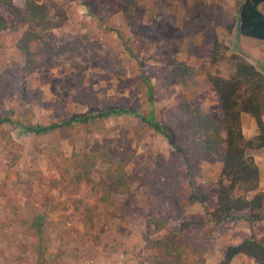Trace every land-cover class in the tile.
<instances>
[{
    "label": "rangeland",
    "instance_id": "rangeland-1",
    "mask_svg": "<svg viewBox=\"0 0 264 264\" xmlns=\"http://www.w3.org/2000/svg\"><path fill=\"white\" fill-rule=\"evenodd\" d=\"M35 1L47 5L54 23L65 19L51 34L55 44L70 42L75 51L48 55L44 66L26 74L14 40L7 33L0 34L2 70L14 72L6 88L0 87L6 93L0 95V118L8 116L24 123L23 114L30 111L33 124L49 125L112 108L134 110L165 125L174 119L177 105L186 100L203 106L218 121L219 99L207 81V75L214 73L210 65L216 38L229 53L241 54L264 76V42L237 33L238 11L244 0H133L126 5L121 0ZM231 25L234 28L229 33ZM173 61L200 71L196 97L187 98L175 84ZM218 70L224 78L233 72L226 63ZM242 123L246 138L257 135L252 118L243 116ZM0 131L21 147L19 159L9 168L12 153L0 136V264L167 263L163 250L153 243L176 233L185 222L205 218L215 207L223 152L213 165H196L194 177L184 186L189 191L186 199L172 200L166 195L158 205L148 202L146 183L153 181L151 172L178 158L171 157L173 150L161 135L135 116L92 120L46 135H32L7 124ZM104 144L117 154L129 151L135 156L126 166L129 191L125 202L116 206L99 203L92 183L75 190L70 177L69 160L74 153L90 152ZM185 152L195 155L188 147ZM252 154L263 178L262 191L264 150ZM102 167L99 163L98 168ZM92 179L96 182L95 175ZM197 194L203 196V202L195 200ZM86 207L94 211L93 230L83 224ZM40 216L42 238L39 252H34L26 227ZM153 216L172 221L162 231L151 233L146 220ZM92 233L99 238L97 244ZM200 235L205 264H219L229 246L264 237V221L208 222ZM232 264L256 262L238 256Z\"/></svg>",
    "mask_w": 264,
    "mask_h": 264
},
{
    "label": "trees",
    "instance_id": "trees-1",
    "mask_svg": "<svg viewBox=\"0 0 264 264\" xmlns=\"http://www.w3.org/2000/svg\"><path fill=\"white\" fill-rule=\"evenodd\" d=\"M131 1L133 0H121L124 5ZM262 4L264 0L243 1L237 17V33L240 36L264 42V14L260 9ZM64 23L65 19L62 18L60 24ZM60 24L49 18L47 5L44 3L38 4L35 0H22L21 3L17 0H0V34L7 33L14 40L16 49L24 58L22 71L26 74H32L44 66L48 55L75 51L70 42L63 46L55 44L51 30ZM233 28L231 25L227 31L232 33ZM2 47L3 43L0 42V49ZM223 63L233 69L228 78L219 75L218 67ZM210 66L214 73L207 75V81L219 99L221 118L218 121L203 106H193L184 100L177 105L174 119L165 125L159 124L152 117L141 116L134 110L110 108L97 114L72 116L61 123L49 125L33 124L32 113L26 111L23 114L24 123L4 116L0 118V127L4 124L14 125L32 135H46L75 124L85 125L92 120H105L121 115L135 116L161 135L173 150L171 157L178 158L172 165L152 171L153 181L146 183L148 202L157 205L159 199L166 195L172 200L186 199L189 191L184 186L194 177L196 165L200 162L213 165L216 156L223 152L216 203L211 213L205 218L185 222L182 227H177L176 233L163 236L153 243L154 247L163 250L169 260L167 263L158 261L156 264H205L203 255L206 249L200 232L206 223L221 224L230 219H244L249 223L264 221L261 171L252 154L264 150V76L241 54L229 53V48L217 38L213 44ZM13 75V71L2 70L0 61V87L6 88ZM171 76L187 98H194L199 94L201 73L197 68L173 61ZM5 94L0 91V95ZM243 116L255 121L257 135L245 137ZM0 136L6 149L12 153L8 164L10 168L19 159L21 147L6 132L0 131ZM186 147L195 155L188 156ZM134 158V154L129 151L117 154L105 144L97 145L90 152L74 153L69 162L75 190L80 185L92 183L91 190L99 203L107 206L123 204L129 191L126 166ZM99 163L103 166L101 169L98 168ZM93 175L96 176V182L92 179ZM200 194L196 195L195 200L203 202L204 198ZM186 202L188 205L192 204L190 201ZM171 221L168 217L153 216L146 220V226L152 228L151 233H158ZM42 222L43 217H36L26 227L32 236L33 245L30 248L34 252L40 250ZM83 224L85 228L94 229V211L91 207L85 208ZM91 237L97 244L98 236L92 233ZM238 256L251 258L256 264H264V237L247 238L238 245L229 246L219 264H231ZM28 264L42 263L36 261Z\"/></svg>",
    "mask_w": 264,
    "mask_h": 264
},
{
    "label": "crops",
    "instance_id": "crops-1",
    "mask_svg": "<svg viewBox=\"0 0 264 264\" xmlns=\"http://www.w3.org/2000/svg\"><path fill=\"white\" fill-rule=\"evenodd\" d=\"M263 5H264V4H263ZM263 5H262V6H263ZM263 14H264V12H263ZM261 179L263 180V178H261ZM261 186H262V182H260V187H261ZM262 191L264 192V189H263ZM233 261H234V260H233ZM233 261H232V263H233ZM232 263H231V264H232Z\"/></svg>",
    "mask_w": 264,
    "mask_h": 264
}]
</instances>
